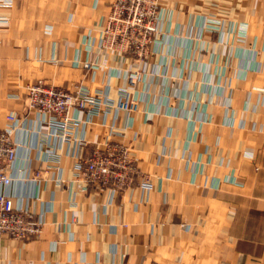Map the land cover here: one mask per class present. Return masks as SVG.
Instances as JSON below:
<instances>
[{
    "label": "crops",
    "instance_id": "0c3cea01",
    "mask_svg": "<svg viewBox=\"0 0 264 264\" xmlns=\"http://www.w3.org/2000/svg\"><path fill=\"white\" fill-rule=\"evenodd\" d=\"M159 1L161 52L131 89L130 57L100 45L111 0H0V128L18 116L3 191L45 221L0 238V264H264V0ZM39 79L115 100L129 88L139 109L71 112L66 143L25 108ZM116 142L138 160L134 184L79 181V160Z\"/></svg>",
    "mask_w": 264,
    "mask_h": 264
},
{
    "label": "built area",
    "instance_id": "2783aa9c",
    "mask_svg": "<svg viewBox=\"0 0 264 264\" xmlns=\"http://www.w3.org/2000/svg\"><path fill=\"white\" fill-rule=\"evenodd\" d=\"M165 14L157 0H111L110 16L102 32L100 45L130 57L132 66L124 74L131 89L146 79L143 62L161 52L158 35ZM86 67L91 68L89 64ZM128 89H121L119 99L115 100L104 89L91 91L83 84H76L73 88L58 87L39 79L27 86L24 104L27 110L42 115L53 135H59L63 141L70 143L76 128L81 124L79 117L71 115V112L85 111L92 118L101 111L108 113L112 109L137 111L138 100L131 96V90ZM7 118L9 124L0 128V238L29 240L43 233L45 221L26 208L17 206L3 191L14 180L8 169L18 153L12 137L13 129L18 125V116L10 113ZM51 154H55L54 150ZM40 173L34 170L30 178L37 179ZM138 174L140 166L137 158L128 146L116 142L95 147L79 160L76 176L89 187L110 189L117 194L131 187ZM62 184L65 187L68 185L66 182ZM141 184L151 189L149 175L142 174Z\"/></svg>",
    "mask_w": 264,
    "mask_h": 264
},
{
    "label": "rangeland",
    "instance_id": "374dc122",
    "mask_svg": "<svg viewBox=\"0 0 264 264\" xmlns=\"http://www.w3.org/2000/svg\"><path fill=\"white\" fill-rule=\"evenodd\" d=\"M113 1V0H112ZM157 2H158V4H159V7L162 9H164V7L161 5V3H160V1L159 0H157ZM144 10H145V8H144ZM165 10V9H164ZM109 16H110V14H109ZM1 18V17H0ZM1 20H4L3 18H1Z\"/></svg>",
    "mask_w": 264,
    "mask_h": 264
}]
</instances>
